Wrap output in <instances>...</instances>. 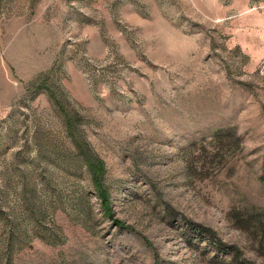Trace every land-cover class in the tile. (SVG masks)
I'll return each instance as SVG.
<instances>
[{
    "label": "rangeland",
    "instance_id": "rangeland-1",
    "mask_svg": "<svg viewBox=\"0 0 264 264\" xmlns=\"http://www.w3.org/2000/svg\"><path fill=\"white\" fill-rule=\"evenodd\" d=\"M0 264H264V0H0Z\"/></svg>",
    "mask_w": 264,
    "mask_h": 264
},
{
    "label": "trees",
    "instance_id": "trees-1",
    "mask_svg": "<svg viewBox=\"0 0 264 264\" xmlns=\"http://www.w3.org/2000/svg\"><path fill=\"white\" fill-rule=\"evenodd\" d=\"M97 177V176H96Z\"/></svg>",
    "mask_w": 264,
    "mask_h": 264
}]
</instances>
